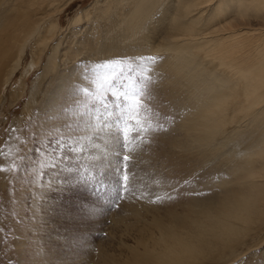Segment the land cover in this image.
<instances>
[{"label":"rangeland","instance_id":"rangeland-1","mask_svg":"<svg viewBox=\"0 0 264 264\" xmlns=\"http://www.w3.org/2000/svg\"><path fill=\"white\" fill-rule=\"evenodd\" d=\"M92 2L74 0L59 15L60 18L52 15L51 19H56L59 27H56V34L44 51L41 68L33 67L27 75L26 91L21 97L12 98L13 87L18 85L25 68L30 66L33 58L31 44L10 79L4 82L12 62L0 76V88L4 87L6 98L0 112V148L8 153L0 156V166H17L14 172H0V264H99L101 250L108 247L113 252L112 247L131 243L143 226L148 234L155 235L160 233L162 223L182 228L185 222L186 228L191 227L200 212L191 204L195 200L217 199L216 195L226 189L223 188L229 179L226 175H232L230 169L221 166L219 158L205 161L195 149L186 144L180 146L185 137L184 112L188 110L189 103L185 97L182 99L183 93L179 96L166 84V80L163 83L164 74L160 73L157 65H153L149 73L153 84L149 85L148 94L143 96L139 114L140 121L148 130L140 133L133 142L132 159L128 165L134 173V191L123 194L121 199L116 198L113 189L118 186V169L122 163L118 155L122 151L120 135L115 127L99 134L75 130L77 125L88 119L83 113L90 109L103 112L101 103L78 94L77 90L87 88L90 92L95 91L91 73L85 72L94 64L125 60L121 67L126 69L137 57L160 56L153 50L155 43L137 51L135 48L122 51L113 42L109 45L107 40L113 36V31L105 26V21L97 22L101 27L93 31L95 35L86 32L90 28V21L86 18L75 24L74 20L82 9ZM96 33H102V36L99 38ZM100 41L104 45L101 53L96 50ZM56 46L57 62L59 69L62 68L60 73H70L75 79L67 83L65 91H57L54 105L48 108L46 89L52 90L60 75L51 73L38 96L44 100L43 107L37 104L27 112L25 107L32 82L42 71L48 53ZM126 77L130 78L127 83L140 87L141 81L135 72H127ZM103 103H107L115 113V102L110 94ZM159 124L168 130L153 131ZM135 127L133 122L131 128ZM84 135L91 139L84 142L85 151L76 154L71 149L79 145L68 137ZM130 135L135 133L130 131ZM57 140L64 143V149L57 152L61 157L59 166L41 168V164L51 159L49 153L57 149ZM134 207L137 209L133 210ZM123 215L128 216L127 222H135V225L125 226L123 232L118 233L114 221ZM237 249H240L237 255H227L220 263L264 264V246L248 248L245 245ZM210 262L219 264V261L209 260L206 264Z\"/></svg>","mask_w":264,"mask_h":264},{"label":"bare ground","instance_id":"bare-ground-1","mask_svg":"<svg viewBox=\"0 0 264 264\" xmlns=\"http://www.w3.org/2000/svg\"><path fill=\"white\" fill-rule=\"evenodd\" d=\"M73 1L0 0V76L12 62L4 82L32 46L30 66L13 87L15 100L26 91L27 75L39 67L56 34L59 23L52 15L58 18ZM83 18L90 21L89 35L101 27L98 21H105L113 31L108 44L113 42L122 51L157 44L153 50L162 58L156 64L165 76L162 82L166 80L179 96L183 93L182 99L189 103L180 146L195 149L205 161L219 158L232 174L226 175V189L217 199L191 204L200 211L191 227L186 228L185 222L182 228L162 223L155 235L143 226L131 243L116 247L119 252L112 246L113 252L108 247L101 250L99 264H206L207 260L222 264L225 256L238 254L237 247L264 246V0H93L74 23ZM100 42L98 52L104 46ZM57 50L56 46L48 53L32 82L25 111L41 106L44 100L38 96L44 81L62 70ZM65 73L56 75L52 90L46 89L48 108L57 91H65L75 79ZM5 99L2 86L0 112ZM126 218L114 221L118 233L135 225Z\"/></svg>","mask_w":264,"mask_h":264},{"label":"snow or ice","instance_id":"snow-or-ice-1","mask_svg":"<svg viewBox=\"0 0 264 264\" xmlns=\"http://www.w3.org/2000/svg\"><path fill=\"white\" fill-rule=\"evenodd\" d=\"M162 58L157 56L137 57L128 64L127 68H122L121 65L125 64V60H111L104 63L94 64L91 68H86L85 72L91 73V83L95 87L94 92H90L87 88L79 89L78 94H83L86 97L94 99L97 103H101L103 112H98L96 109H90L83 113L88 119L83 120L81 124L76 126V131H83L85 133L110 131L113 127L116 128L121 139L122 151L118 153L121 158V167L118 169L117 187L113 189L116 198H123V194L129 191H134L133 176L134 173L128 165L131 163V146L137 140L140 133L146 132L148 129L144 127L139 119L140 111L143 107V96L148 94L149 85L153 84V79L149 73L152 71L153 65H156ZM135 65V67H133ZM127 72H135L136 76L141 81L140 87H135L134 83H127ZM125 77V80H121ZM110 94L114 100L115 113L109 108L107 103H103L106 96ZM123 105V107H122ZM136 124L135 128H131L132 123ZM153 131L166 132L168 129L163 124L157 125L152 129ZM11 131H16L12 129ZM130 131L135 135H130ZM75 139L78 147L71 150L76 153L85 151L84 142L90 140L88 135L72 137L69 136L68 140ZM142 140L143 137L141 136ZM64 149V143L57 140V149L53 153H49L51 159L41 164V168H57L61 157L57 152ZM3 148H0V156H6ZM66 159V157H64ZM17 166L13 164L11 167L6 168L0 166V172L16 171ZM197 195H205V193H197ZM160 198L158 197L157 200ZM154 203L156 201H153ZM2 231V229H0Z\"/></svg>","mask_w":264,"mask_h":264}]
</instances>
